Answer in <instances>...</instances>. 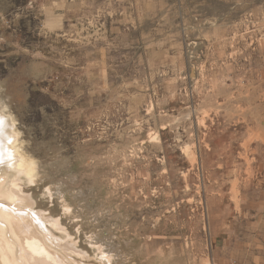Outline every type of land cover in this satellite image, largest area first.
Segmentation results:
<instances>
[{
  "label": "rangeland",
  "instance_id": "374dc122",
  "mask_svg": "<svg viewBox=\"0 0 264 264\" xmlns=\"http://www.w3.org/2000/svg\"><path fill=\"white\" fill-rule=\"evenodd\" d=\"M0 121L64 264H264V0H0Z\"/></svg>",
  "mask_w": 264,
  "mask_h": 264
},
{
  "label": "bare ground",
  "instance_id": "6f19581e",
  "mask_svg": "<svg viewBox=\"0 0 264 264\" xmlns=\"http://www.w3.org/2000/svg\"><path fill=\"white\" fill-rule=\"evenodd\" d=\"M18 135L9 149L4 145L0 148V163L6 165V171H0V264H64L63 257L50 248L54 239L59 240L48 223L58 226V222L46 221L41 214L36 213V217L20 207L31 203L20 183L21 176L34 182L36 167L21 151Z\"/></svg>",
  "mask_w": 264,
  "mask_h": 264
},
{
  "label": "snow or ice",
  "instance_id": "6c2138e0",
  "mask_svg": "<svg viewBox=\"0 0 264 264\" xmlns=\"http://www.w3.org/2000/svg\"><path fill=\"white\" fill-rule=\"evenodd\" d=\"M0 156H2V154H0Z\"/></svg>",
  "mask_w": 264,
  "mask_h": 264
}]
</instances>
